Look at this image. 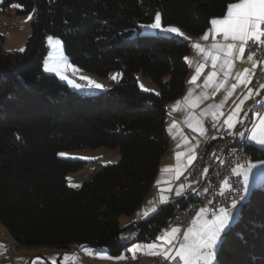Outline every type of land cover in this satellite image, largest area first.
I'll return each instance as SVG.
<instances>
[{
  "label": "trees",
  "instance_id": "trees-1",
  "mask_svg": "<svg viewBox=\"0 0 264 264\" xmlns=\"http://www.w3.org/2000/svg\"><path fill=\"white\" fill-rule=\"evenodd\" d=\"M234 0H3L32 14V35L22 53L0 47V223L23 249H105L122 254L130 244L157 240L172 204L128 228L139 237L119 243L122 216L133 215L152 192L168 148L167 105L182 97L191 40L142 35L161 11L165 27L192 39ZM63 40L69 61L100 77L119 70L106 92L73 91L44 72L47 35ZM2 41V40H1ZM143 73L160 93L143 92ZM119 148L118 163L91 173L78 190L68 175L82 162L61 160L60 150ZM253 159L264 151L249 146ZM128 230V229H127ZM218 264H264V188L255 189L239 223L228 233Z\"/></svg>",
  "mask_w": 264,
  "mask_h": 264
},
{
  "label": "crops",
  "instance_id": "crops-1",
  "mask_svg": "<svg viewBox=\"0 0 264 264\" xmlns=\"http://www.w3.org/2000/svg\"><path fill=\"white\" fill-rule=\"evenodd\" d=\"M210 28L211 25L208 29H206V32H208ZM158 32H160L162 36L165 35V32H161L159 30L155 32V35ZM204 34L192 39L187 37L189 40H191L190 52L186 56L188 58V62H186L189 70L188 78L182 97L169 102L167 105V117L165 123L168 132V148H166L167 150L159 162L160 169L156 175L154 187L152 188L153 192L155 193L153 195H148L146 200L143 201V205L133 215H130L131 218L126 219L124 224H121V217L120 225L124 229H128V227L134 224L147 220L155 213L150 212L152 207H156L157 212L164 205L172 204L176 201L189 200L194 197L197 184L191 182L186 174L188 169L193 165V161L203 151L204 147L211 140L216 138V136L213 135L214 129L218 128L220 131H226L231 138L241 141L244 138H240L236 134L241 131H250L254 124H259V117L264 116V113L257 116L254 107V105H256L260 97L263 95V87L261 85H258L255 88L252 87L251 80H253L255 70L257 68V62H255L253 59L250 61L248 60V57H245V55L235 59L233 61V68L230 70L231 75H229L226 80L224 78L223 72H221L219 69L220 62L218 61L217 76L213 79L208 87L204 86V80L207 74L212 71L211 61L210 59L205 61L204 55L192 47L193 44H200L204 49H208L211 46V44L214 42L213 35L209 32V38L205 41L202 39ZM215 41H222V36H215ZM200 63H204L205 67L202 70L201 75L198 77L196 84H190L189 81L195 74L196 66ZM245 69L248 71L245 72ZM241 73L243 74L242 76L238 75ZM119 80L120 78L117 79V82ZM241 80H243V82H241ZM221 82H223V87L219 88V90H216V85ZM233 84L236 85L234 89L232 88ZM147 86L149 87L150 92L155 94L160 93V89L157 85V87H155L150 85V83H147ZM190 88L192 89V95L189 97L188 101H185L184 97L188 95ZM82 89L83 92H77L88 94V86L86 90L84 88ZM229 93L231 94L229 95ZM205 95L208 98L202 99V97ZM197 98L201 99L197 100ZM177 101L180 102L179 105H177ZM221 104L223 105L222 108L216 109L214 107L213 110L208 112L206 115H200L201 112L207 109L209 105L216 106ZM233 110H235L236 115L233 121L234 127L230 129L223 122L227 116L233 112ZM213 112L217 113L215 119L213 118ZM219 112H222L224 115H218ZM207 120H210L211 126H208L206 122ZM197 121L201 122L204 128L203 133L198 130L199 125H197ZM173 123L175 124V127L172 126ZM246 123L247 127H243V125ZM190 124L193 125V127H196L197 130L194 131L193 127L189 126ZM213 124L216 126L213 127ZM248 146L264 151V148L255 143H250L249 141ZM177 152L182 153L179 160L182 174L179 176V179L175 178V169L178 164L176 156ZM193 156L195 159H191ZM189 160H191V163H189ZM261 162H264V159H254L250 163L260 164ZM247 166H245L244 169H246ZM162 169H169V171H161ZM254 171H256V169H254ZM260 171H264V169H260ZM157 181H160V183L157 184ZM250 181L253 185H255L256 182L254 177H251ZM181 184H183L184 187L181 190V195L177 196L176 191L180 189ZM161 189L164 190L163 193H161ZM168 189H171V191H168ZM255 189H258V187H254L252 192ZM161 194L167 196V201L165 203H160L159 201V196ZM150 201L153 203H149ZM145 210L150 212V215L147 218H145L143 215ZM6 238H11V236L8 234L6 228L0 223V264H14L13 261L10 260L11 256L6 255ZM135 243L130 244V246H128V248L117 257L110 256L108 251L105 249L95 250L86 246L79 247L80 252L78 250L73 251L72 248H38L36 250L40 251L39 254L31 258L30 262L27 264H128L135 257L133 253L129 251V249L132 248ZM141 251L142 247L135 254L142 255ZM143 255H151V253ZM119 257H123V259H119ZM22 264H26V261L24 260Z\"/></svg>",
  "mask_w": 264,
  "mask_h": 264
},
{
  "label": "snow or ice",
  "instance_id": "snow-or-ice-1",
  "mask_svg": "<svg viewBox=\"0 0 264 264\" xmlns=\"http://www.w3.org/2000/svg\"><path fill=\"white\" fill-rule=\"evenodd\" d=\"M2 2V0H0ZM10 7L20 8L19 4H11ZM28 19H32V16L29 15ZM160 14L157 13L155 16V22L148 27L153 29H160ZM211 28L208 32L202 36L203 40H208L209 32L213 35V43L208 49H204L200 44H193L192 47L198 52L204 55L205 61H211V68L205 80L204 86L208 87L213 79L217 76L218 61L219 69L223 72L225 80L229 75H231V69L233 68V61L242 56L245 52V46L247 45L251 48L252 44L264 45V0H234V2L228 3L226 13L220 18H212L210 20ZM167 34H176L177 36L184 37V34L180 32L178 28L167 27L162 29ZM222 36V41H215V36ZM48 46L53 49V53L49 54V61L44 63V71L48 73H54L60 80H67L68 84L73 88L78 90H83L82 86L79 83H75L73 80L68 79L66 76V71L70 68L73 72L79 71L78 68L74 67L66 61L65 56L62 52V41L59 38L53 36L47 37ZM23 51V49H21ZM253 56L249 55L248 60H252ZM185 61L188 62V58L185 57ZM255 66V65H253ZM205 64L200 63L196 66L195 74L191 77L189 83L195 85L198 77L201 75L202 70L204 69ZM248 70L245 69V72ZM119 75V74H117ZM238 75H243L238 74ZM81 80H86L88 86L91 89L102 90L103 86L95 83L93 80L87 77H79ZM113 80L116 79V76L112 77ZM243 82V80H241ZM142 87V86H141ZM223 87V82L216 85V90ZM235 84L232 85L234 89ZM264 87V86H262ZM231 93H229L230 95ZM192 95V89L188 91V95L184 97L185 101L189 100V97ZM205 95L202 99H207ZM201 98H197L199 100ZM179 105V101L176 102ZM219 109L223 105H209L207 109L201 112V116L206 115L208 112L212 111L213 108ZM175 110V109H174ZM218 115H224L222 112H219ZM236 115L235 110L230 113L227 118L224 120V124L228 128L234 127V117ZM259 116V114H256ZM217 116L216 112H213V118ZM199 125V131L204 132V128L200 121H197ZM175 127V124L172 125ZM193 127V125H189ZM216 125L213 124V127ZM193 130H197L196 127H193ZM240 138H247L250 143H255L262 148H264V116L259 117V124H254L252 129L248 132L241 131L237 133ZM60 156H66V153H59ZM182 153L177 152V161L176 166V179H179V176L182 174V169L179 164V160ZM79 159H88L86 157H80ZM191 159H195L193 156ZM191 163V160H189ZM256 169V171H254ZM264 162L260 164L249 163L247 168L238 166L233 169V173L237 177L242 176V190L237 189L240 193L236 198H234L231 204L227 207L219 206L216 207L212 205L209 207H201L198 211L195 212V216L191 218L190 223L184 227L183 225L171 227L170 231L163 233L157 237V240L163 242L160 245V251H154L152 255H160L166 261L175 262V264H218L216 260L217 254L220 252L222 245L227 237L228 233L239 223L243 209L248 202V198L251 195V192L254 187L264 188ZM161 171H169V169H162ZM255 178V185L250 181V178ZM160 181H157L159 184ZM75 186V185H74ZM183 184H181L180 189L176 191V195H181V190L183 189ZM224 187L231 190V186L227 180L224 181ZM161 189V193H163ZM171 191V189H168ZM223 195V193H221ZM160 203H165L167 201V196L161 194L159 196ZM149 203H153L150 201ZM150 212H156V207H152ZM148 210L143 212L145 218L150 215ZM166 245H171L170 248H165ZM85 247V246H81ZM150 249H157L158 245L152 243L147 245ZM141 249V245L135 244L132 248L129 249L130 252L135 255L137 251ZM100 258H109V257H100ZM123 259V257H119Z\"/></svg>",
  "mask_w": 264,
  "mask_h": 264
},
{
  "label": "built area",
  "instance_id": "built-area-1",
  "mask_svg": "<svg viewBox=\"0 0 264 264\" xmlns=\"http://www.w3.org/2000/svg\"><path fill=\"white\" fill-rule=\"evenodd\" d=\"M264 39V38H262ZM251 48L245 46L243 55L248 57L253 56V60L257 62V68L252 81V87L258 85L264 86V45L252 44L249 42ZM74 82L79 83L82 88L87 89V84L82 83L75 78L70 77ZM263 95L259 101L254 105L255 112L259 115L264 113V87ZM208 126H211L210 120L206 121ZM247 127V123L243 125ZM216 138L211 140L203 149V151L193 161V165L187 171V177L191 182L197 184L194 197L185 201H176L172 203L173 213L167 227H163L158 236L170 231L171 227L183 225L186 227L191 218L195 216V212L201 207H209L212 205L229 206L234 198L240 193L237 189L242 190V177H237L232 170L237 166H247L254 159L252 152L249 150L248 140L245 137L238 141L231 138L226 131H220L218 128L214 129ZM227 180L231 186V190L223 187L224 181ZM152 192L149 195H153ZM223 193V195H221ZM139 230L135 228H128L122 232L119 237V243L128 244L135 241L139 237ZM6 255H13L20 253L23 249L12 238H6ZM163 244V243H162ZM171 245H166L165 248H170ZM73 251H79V247L72 248ZM133 260L128 264H175L172 261H166L160 255H141L135 254Z\"/></svg>",
  "mask_w": 264,
  "mask_h": 264
},
{
  "label": "rangeland",
  "instance_id": "rangeland-1",
  "mask_svg": "<svg viewBox=\"0 0 264 264\" xmlns=\"http://www.w3.org/2000/svg\"><path fill=\"white\" fill-rule=\"evenodd\" d=\"M15 8H4L3 7V0L0 2V47L2 48V51H4L7 54H13V53H22L27 48V43L30 38V35H32V25L30 24L32 19H28V16L32 14H24V15H18L17 12L14 10ZM157 13L160 14V17H162L161 11H157ZM156 13V14H157ZM156 16V15H155ZM154 21L152 23L146 24L142 26V35H155V32L157 30L163 31L162 29L167 28L163 26L162 19L160 20L161 28L160 29H153L151 27H148L149 25L153 24L155 22V18H153ZM164 32V31H163ZM167 35V33H165ZM48 36H52L47 35ZM46 37V42H47ZM55 38H59L56 36H53ZM62 41V46L64 47L63 40L59 38ZM2 40V41H1ZM48 45V42H47ZM62 47L63 55L66 58V61L73 65L70 59H68V56L66 55L65 48ZM23 49V51H21ZM48 53L45 57V60L43 61H49V54L53 53V49H51L48 46ZM74 67L78 68L79 71L73 72L70 68L66 71V76L68 79L69 76L72 78H75L79 81H82V83H86V80H81L79 77H87L91 80H93L95 83H98L103 86L102 90H95L91 89L89 86V89L87 91L88 94L96 95L103 92H106L108 89L112 87V84H115L117 82V79L122 78V73L119 70H112L109 72V75L107 77H100L96 74H93L91 72H88L84 70L83 68H80L76 65H73ZM45 72V71H44ZM47 75H53L56 76L54 73H48L45 72ZM119 74V75H117ZM116 76V79L113 80L112 77ZM59 78V77H58ZM137 80L140 90L143 92H150L149 87L147 86V83H150V85H153L155 87L156 84H153L149 78L144 76L143 73L137 74ZM150 81V82H146ZM64 84H68L67 80H61ZM76 83V82H75ZM152 83V84H151ZM69 85V84H68ZM88 85V84H87ZM142 86V87H141ZM69 88H71L73 91H81L76 88H73L71 85H69ZM119 148L116 149H108V148H83V149H76V150H60L57 154L61 160H68V161H79L83 164L82 167L72 172L68 175L66 179H68V184L73 190H78L81 188L84 180L93 172L115 163H118L121 158V153L119 151ZM59 153H66V156H60ZM80 157H86L88 159H79ZM75 185V186H74ZM131 218V216H122L121 224H124V221L126 219ZM156 243L158 245L157 249H150L147 247V245ZM162 241L155 240L151 243L147 242H136L135 244H139L142 247V254L152 253L154 251H160V245H162ZM134 244V245H135ZM7 246V241H6ZM5 246V247H6ZM144 248V249H143ZM39 250L36 249H22L20 253L11 255L10 260L13 261L14 264H22L24 260L26 261V264L30 262V259L35 257L39 254Z\"/></svg>",
  "mask_w": 264,
  "mask_h": 264
}]
</instances>
